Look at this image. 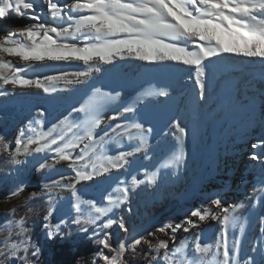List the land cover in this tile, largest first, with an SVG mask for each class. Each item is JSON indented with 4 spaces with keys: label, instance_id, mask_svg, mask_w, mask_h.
I'll return each instance as SVG.
<instances>
[{
    "label": "snow or ice",
    "instance_id": "snow-or-ice-1",
    "mask_svg": "<svg viewBox=\"0 0 264 264\" xmlns=\"http://www.w3.org/2000/svg\"><path fill=\"white\" fill-rule=\"evenodd\" d=\"M47 12L46 17L42 10L38 11L36 0H0V19L15 16L35 21L17 32L0 35V90L11 86L21 90L36 89L50 95L57 91L60 83H85L92 71L100 70V64L136 60L148 64L177 63L191 68L199 96L203 99L206 61L236 56L264 64V0H70L63 5L59 0H47ZM4 55L18 58L22 66L4 60ZM72 63L82 64L90 70L42 78L21 74L29 69L41 70L37 65L51 67ZM145 94L168 95L164 91L152 93L150 90ZM114 99L110 93L95 88L79 106L47 129L41 119L46 113L41 110L39 118L19 130L14 147L0 136V155L6 154L11 163L25 162L17 157H34L39 164L37 171L47 170L49 175L58 176L50 184H44L40 193L33 192L29 198L35 200L42 195L49 198L44 225L47 238H63L62 229L71 224L76 225V231L80 233H87L91 227L88 238L100 246L91 264H97V260H102L103 264H127L125 255L128 252L135 254L142 243L149 246V264H207L205 258L209 254L215 264H242L239 241L234 237L231 243L229 240L237 225L236 208L242 205L225 204L218 196L210 198L207 205L191 210L182 221L168 222L157 228L156 232L168 236V240L153 244L141 234L130 240L125 236L115 246L110 242L113 233L105 230L116 226L121 232L129 233L125 217L114 210L128 204L134 189L155 185L159 178L156 171L146 174L145 179L131 176L130 182L117 178L113 191L104 197L106 203L83 198V189H78L77 185L110 177L113 171L127 173L130 157L147 149L141 124L111 123L126 114H134L135 102L106 115L104 120L108 124L97 132L104 123L101 112L105 103ZM173 127L179 134L178 142H182L187 135L186 128L179 120ZM112 134L127 137L129 145L133 141L137 143L130 150H119L110 155L108 145L112 142ZM258 146L253 144V148ZM259 158L255 154L251 156L252 160ZM184 160L181 143L165 167L178 168ZM61 163L70 172L56 167ZM23 190V186L18 185L11 194L16 196ZM64 191L71 194L75 215L54 224L51 222L55 211L52 199ZM213 207L217 211L213 212ZM209 219L220 226L219 240L215 244L203 243L201 233H194L191 243L188 237L176 243V233L199 229ZM6 231L7 237L0 242V264L9 260L37 264L40 249L31 241L25 217L12 221ZM155 234L147 233L149 236ZM169 241L172 248H169ZM243 264H252V260L244 259Z\"/></svg>",
    "mask_w": 264,
    "mask_h": 264
},
{
    "label": "bare ground",
    "instance_id": "bare-ground-1",
    "mask_svg": "<svg viewBox=\"0 0 264 264\" xmlns=\"http://www.w3.org/2000/svg\"><path fill=\"white\" fill-rule=\"evenodd\" d=\"M60 1L62 5L67 4L66 0ZM206 63L203 99L199 96L194 71L187 66L123 60L113 65L100 64V70L92 71L85 83L68 85L62 102L67 103L66 113H69L95 88H100L115 98L105 103L102 120L112 111H120L135 102L134 114H126L111 123L141 124L147 149L130 157L127 173L113 171L106 179L114 184L117 178L142 176L145 179L146 174L158 172L160 181L141 186L130 195L133 203L142 207H148L149 201H153L158 219L171 213L186 218L191 210L207 205L210 198L217 196L225 204L242 205L236 208L237 225L230 233V243L233 237L239 241L242 264L244 259H251L252 264H264V136L262 141L258 140L259 128L252 127L258 125L264 130V64L236 56ZM235 64H240L242 70H234ZM53 68L60 74L90 70L79 63L46 67L47 70ZM259 71L263 72L261 77ZM236 77L242 78L244 85L237 83ZM59 88L57 86L61 91ZM149 90L152 93L164 91L168 95H146ZM57 101H60L59 96ZM177 120L187 130L182 142H178L179 134L173 127ZM107 124L104 120L98 129L104 130ZM112 136L108 145L110 155L130 150L137 143L133 141L129 145L127 137ZM181 143L184 162L178 168L165 167ZM253 144L260 146L253 148ZM253 154L260 158L252 160ZM34 162L31 164L35 167ZM25 171L18 169L13 174L14 183L21 185L26 181ZM162 185L166 186L164 193L157 192ZM149 192H155L154 199L147 197ZM206 227L212 228L213 233H204L205 241L215 244L220 235L216 221L209 219L192 231L199 233ZM208 264L215 262L212 259Z\"/></svg>",
    "mask_w": 264,
    "mask_h": 264
},
{
    "label": "rangeland",
    "instance_id": "rangeland-1",
    "mask_svg": "<svg viewBox=\"0 0 264 264\" xmlns=\"http://www.w3.org/2000/svg\"><path fill=\"white\" fill-rule=\"evenodd\" d=\"M60 2L61 1L59 0V3ZM65 3H70V0H66ZM36 5L38 7V11L42 10L43 14L47 17V0H36ZM48 22H52L50 18ZM32 23H35V21L15 16L6 19H0V35L17 32L25 25ZM3 59L6 61L11 60L14 65L22 66V62H20L18 58L4 55ZM37 68L41 70L35 71L29 69L27 73L21 74L27 75L31 78H35L37 76L42 78L45 75H60V73H57L55 68L47 70L46 67L39 65H37ZM68 79H74V77H68ZM57 86H60L59 89L61 91L57 90L50 95L36 89L21 90L18 88L13 89L11 86H9L7 89L0 90V93L6 92V94H0V136H3L6 142L14 147V141L18 136L19 130L25 128L30 122L39 118V112L41 110L46 113V115L41 118L45 122V129L50 127L52 124L57 123L60 119H63L65 115H68L69 113H66V108L68 105L67 103L62 102L64 95L68 90V85L60 83ZM54 95H56V98L53 99L52 97ZM57 96L60 97V101H57ZM13 101L15 102L12 103ZM97 132H101V129H97ZM17 159L25 162L21 164H14L10 162V157H8L6 154L0 155V242H2L7 237L6 229L10 226L11 222L18 220L20 217H25V224L30 229L29 235L31 237V241L40 249V256L37 260V263L40 264L41 262L39 259L41 256L45 257L50 255V248L53 244V239L50 240L46 236L47 230L45 229L44 225L46 223L45 218L47 213L41 216V213L43 212L34 207V204H40V202L49 203V198L43 195L35 200L29 198L33 192L40 193L44 184H50L52 179L58 178V176L49 175L47 170H45V172L37 171L39 164L36 161L34 162V159H36L34 157H17ZM32 161L35 163V167L31 164ZM56 167L58 169H66V165L63 163L57 165ZM18 169L23 172L24 169L26 170V181L21 184L24 190L18 195L13 196L11 193L19 184L14 183L12 176ZM66 172H70V170L66 169ZM37 175H44V180L39 183H34L33 180ZM106 178L107 177H101L99 178V181H93L91 184L84 186L77 185L78 189H83V198L94 199L98 203L101 201L106 203L104 197L108 192L113 191L116 186V183L113 184ZM130 178L131 177H127L125 180L130 182ZM138 179H142V176H139ZM158 180L160 181V179ZM65 183H67V181H65ZM178 183L180 184L179 181ZM164 187L166 188V186L162 185L161 189L157 190V192L159 191L164 193ZM134 191L135 189L130 193V195H132ZM70 196L71 194L67 191L60 192L58 196H54L52 199V205L54 206L55 211L51 218L52 223L55 224L59 223L61 220H70L75 215L71 208ZM154 196L155 192H149L147 194V197L149 198L152 197L154 199ZM143 199L146 200V197ZM155 207L157 206L153 201H149L148 207L147 205L142 207L139 203L137 205L135 202L133 203V201L129 199L128 204L123 205L119 210H114L125 217L126 226L129 228V233L121 232L116 226L110 230H105L113 233V237L110 242L115 246L118 241L124 239L125 236H127L130 240L134 237H138L141 234L147 236V239L152 241L153 244L158 240H168V236L164 235L163 233L156 232V229L168 222H180L184 219V217L179 213H171L166 217L165 215H162V217L158 219V217L155 216ZM13 209L16 210L15 213L12 212ZM160 212L162 213V210H160ZM32 213H35L37 217L41 219V222L39 223L41 226L40 235H43V240L37 236L35 228L27 221V218ZM64 230L65 228L62 229L63 233ZM91 232L92 228L89 227V231L84 233V235L89 237ZM149 232H155L156 234L149 236L147 235ZM194 233L198 232L191 231L189 233H184L183 231H180L176 233V243L179 244L185 237L190 238L189 242L191 243V238H193ZM199 233L202 234L201 241L203 243H208L207 240L205 241L206 237L203 234L213 233V229L206 227ZM101 235H103V233H101ZM13 238L15 239V237ZM40 242H42V245ZM211 243L212 242L210 241L208 244ZM169 248H172L171 241H169ZM148 253V244L142 243L137 248L135 254L128 252L125 255V260L127 261V264H149L150 256H147ZM205 259L208 264L213 258L211 254H209ZM5 264H19V262L9 260L6 261Z\"/></svg>",
    "mask_w": 264,
    "mask_h": 264
},
{
    "label": "trees",
    "instance_id": "trees-1",
    "mask_svg": "<svg viewBox=\"0 0 264 264\" xmlns=\"http://www.w3.org/2000/svg\"><path fill=\"white\" fill-rule=\"evenodd\" d=\"M43 180L44 175H37L33 182L39 183ZM48 204V202H40V204H34V207L41 210L43 212L41 216H43L48 211ZM40 220L35 213L30 214L27 218V221L35 228L37 236L43 240V235H40ZM76 227V225L71 224L65 228L63 238L57 236L53 239L50 255L41 256L39 259L40 264H91V260L100 246L84 235V233L77 232ZM40 244L42 245V242ZM97 264H103V261L97 260Z\"/></svg>",
    "mask_w": 264,
    "mask_h": 264
}]
</instances>
